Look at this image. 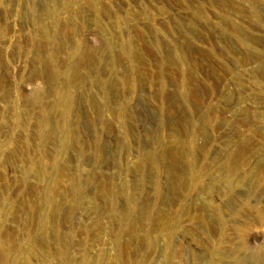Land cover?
I'll list each match as a JSON object with an SVG mask.
<instances>
[{
    "label": "rangeland",
    "instance_id": "1",
    "mask_svg": "<svg viewBox=\"0 0 264 264\" xmlns=\"http://www.w3.org/2000/svg\"><path fill=\"white\" fill-rule=\"evenodd\" d=\"M0 264H264V0H0Z\"/></svg>",
    "mask_w": 264,
    "mask_h": 264
},
{
    "label": "bare ground",
    "instance_id": "2",
    "mask_svg": "<svg viewBox=\"0 0 264 264\" xmlns=\"http://www.w3.org/2000/svg\"><path fill=\"white\" fill-rule=\"evenodd\" d=\"M89 52L87 51L85 54H84V56L83 57H85V56H87L88 57V54ZM90 57V56H89ZM66 97V96H65ZM61 99H64V98H61ZM65 103V102H64ZM253 256V255H252ZM261 257V256H260ZM259 256H257V255H254V259H257V260H261V258H260ZM256 261V260H255Z\"/></svg>",
    "mask_w": 264,
    "mask_h": 264
}]
</instances>
